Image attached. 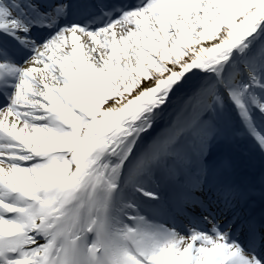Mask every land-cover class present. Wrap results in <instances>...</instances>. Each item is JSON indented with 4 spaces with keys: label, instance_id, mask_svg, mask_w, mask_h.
<instances>
[{
    "label": "snow or ice",
    "instance_id": "6c2138e0",
    "mask_svg": "<svg viewBox=\"0 0 264 264\" xmlns=\"http://www.w3.org/2000/svg\"><path fill=\"white\" fill-rule=\"evenodd\" d=\"M0 264H264V0H0Z\"/></svg>",
    "mask_w": 264,
    "mask_h": 264
}]
</instances>
